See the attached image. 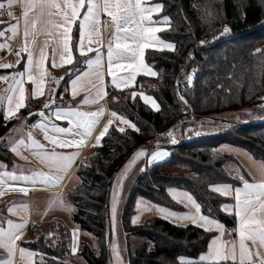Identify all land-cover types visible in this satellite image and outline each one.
<instances>
[{"label":"trees","instance_id":"obj_1","mask_svg":"<svg viewBox=\"0 0 264 264\" xmlns=\"http://www.w3.org/2000/svg\"><path fill=\"white\" fill-rule=\"evenodd\" d=\"M152 1L163 5V10L154 15V21L169 18L167 27L159 35L172 43L175 50L147 48L146 63L157 75L140 74L134 85L110 89L106 98L110 112L131 119L139 131L130 127L121 132L116 124L119 120L114 119L100 146L91 144L89 151L76 162L74 173L80 181L65 191L67 201L75 206L71 218L76 227L95 238L94 244L84 241L80 247L87 264H108V256L113 263L109 246L113 237L111 188L119 169L136 151L146 149L149 154L167 149L170 155L151 165L147 159L146 169H140L135 175L123 203L120 219L126 236L128 264H180L181 257L191 259L205 253L216 235V231L199 225L175 224L160 216L133 224L138 197L173 210H185L168 189L183 188L200 203L203 214L222 221L226 234L227 230L234 229L233 235L236 215L222 210V205L232 202L233 198L212 191L211 186L241 185V177L249 178L247 172H239L243 168L235 164L238 160L225 152L222 144L246 149L264 163V108L260 107L264 104L261 99L264 97V51H256L264 50V0ZM0 2L7 6L6 0ZM225 26L230 31L222 34ZM3 27L0 25V29ZM72 36L74 42L78 40V23ZM91 54L83 57L74 50V62L63 66L58 75L53 72L57 68L48 64L49 83L55 86L48 87L42 97L33 98L31 85L27 84V107L20 109L16 116L6 119L4 107L0 108V161L6 166L14 167L16 163L8 133L20 120L27 125L37 123L42 117L29 118V114L42 110L47 103L46 96L50 102L55 100L53 106L79 103L83 95L73 99L70 81L84 70V61ZM24 61L25 55L9 70H22ZM193 70L195 73L191 75ZM188 76L192 77L191 82ZM133 92L137 93L134 101L130 99ZM140 94L155 99L160 110L145 104ZM170 130L177 137L175 144L167 136ZM43 224L34 220L20 244L36 253V264H73L66 259L71 252L67 224L60 220L48 228ZM51 228L54 233L49 236ZM28 233L33 237H28Z\"/></svg>","mask_w":264,"mask_h":264},{"label":"snow or ice","instance_id":"obj_2","mask_svg":"<svg viewBox=\"0 0 264 264\" xmlns=\"http://www.w3.org/2000/svg\"><path fill=\"white\" fill-rule=\"evenodd\" d=\"M21 3L24 5L23 14V37L24 45L16 51V55L19 57L21 53H27V66L24 72L16 73L11 79L12 83L9 85L6 92L12 93L7 96L8 101V116L6 119H10L19 112L20 109L27 107L25 103L27 97L25 96V88L23 87L24 76L27 73L28 80L35 85L31 96L36 98L43 96L45 90L43 88L44 78L48 75L44 71L43 66L46 59V49L49 47V39L53 41L52 44V67H57L56 58L59 57L60 64H72L74 62L73 50H75L79 56L88 57L89 52H95V58H87L84 63L87 65L89 71H84L79 75L70 72L71 75H75V78L70 81L72 97L75 100L79 95L77 87L80 82L90 75V73H97L98 78L101 79L99 86L93 85L96 91V96H85L81 101L82 104L98 103L99 99L107 94L104 91L103 74L101 69L104 67L103 55L96 48L92 47V44H100V15L101 9L110 17V21H105V24H111L115 26V32L112 39L109 41L107 47V74L111 76V82L118 89L123 87H129L131 82L135 80L136 73L138 71H144L145 74H151L155 77L156 72L145 63L144 52L145 49L151 46V41L162 45L164 49L175 50V46L172 43H166L164 40L155 36V33L164 31L162 27L146 26L153 23L168 24L169 18L163 17L162 21H153L152 13H156L163 10V5L156 3L154 5L145 6L144 0H6L8 8L13 5ZM5 10V2H0V11ZM83 12V15L81 13ZM7 16L15 19L11 11H7ZM78 23L79 39L73 41L72 31L73 27ZM0 25H4L0 29V38H3L6 33H11V37L15 38L18 31L21 28V23L17 20L15 23L7 25L5 21L0 20ZM134 25L135 27H129ZM230 29L225 26L222 34H227ZM44 35L46 39L43 41V46L39 45L38 37ZM87 39V44L85 40ZM206 41H201V44ZM8 48L6 44H0V50ZM257 52L264 50L257 49ZM37 53L39 54L37 56ZM19 63V61H18ZM15 65L12 64H0V68H11ZM131 69L132 72L128 76H120L114 69ZM33 69L38 70V75L34 74ZM79 72V69L76 70ZM8 77H0V80L7 81ZM63 79V78H62ZM191 82L192 77H187ZM179 83V82H178ZM68 91V89H65ZM17 93L19 96L17 97ZM141 95V99L145 104H151L154 110L159 111L160 106L150 96ZM52 96H55V90L52 91ZM137 96L136 92L131 94L130 99L133 101ZM4 97H0L2 102ZM183 100V96L180 97ZM264 100V97H261ZM187 103L186 101H184ZM55 100L52 99L50 103H45L42 106V110L36 113H30L29 118L32 115H38L45 118L40 123L33 127H38L44 132V138L50 141L52 144L60 148L75 147L79 149L85 144L88 137L91 136L94 128L99 122V117L103 114L101 108L97 112H87L79 110L78 108L56 107L51 115L55 116L56 120L67 121L68 127H61L51 121H46L45 111L43 109H52V105ZM14 105V107H13ZM264 108V104L260 105ZM117 112L113 111L111 116L117 117ZM122 123L128 124L131 128L139 131L134 123L126 120L124 117H119ZM113 124V120H109L100 131L99 135L95 138V146H100L102 138L108 134L109 127ZM82 130V131H81ZM119 131L124 132V128H119ZM52 133V134H50ZM167 136L172 138L171 143L175 144L173 131H169ZM63 137V138H62ZM27 138L31 141L32 148L37 151L34 153L42 160L48 161L54 164L58 169L66 171L74 162L75 157L79 155V152H73L65 155L57 153L54 150L48 151L44 148V145L32 138V134L28 133ZM25 141L21 139L18 144H13L12 151L17 152L19 146L24 145ZM17 154H19L17 152ZM144 150L134 153L133 159L125 165V172L128 167L135 162L137 158L145 156ZM170 155L167 151L157 150L151 153L149 158V164L159 163ZM258 167L264 169V163L258 164ZM31 174L17 175L15 172H6L3 175L9 177L12 181H23L31 183L33 185L40 183L43 185L56 184L63 179L62 176L45 174L41 171L33 169L28 170ZM243 181V188H232L230 185H222L213 187L211 190L219 192L222 195L228 193L234 194L235 199V215L238 217V236H239V252L237 254V242L231 241L227 243H219L217 239H213L208 247V252L205 255L199 257L200 261H207L208 264H264V254L260 249H264V179L257 183H249L248 180ZM4 181L0 179V185ZM122 185V179L120 181ZM13 191L17 189L13 188ZM19 191L27 194L25 188H20ZM4 193L0 191V196ZM181 196L187 199L190 203L195 205L196 212L200 213L201 207L193 197L187 192L181 193ZM62 203V202H61ZM119 203L118 193L114 192L111 197V219L113 222V231H115V222L117 216V205ZM142 201L137 202L139 208ZM67 207V206H65ZM224 210H228L229 206L224 205ZM11 210V209H10ZM160 212H166L164 208L158 209ZM210 211V210H209ZM168 215L180 220H191L193 222H202V226H206V230L216 228L223 232L224 226L219 224L216 220L210 219L206 215H177L173 212H168ZM139 218L134 217L132 222L135 224ZM24 227L23 224H14L12 220L7 221V228L0 225V248H4L9 255V259L0 260V264H12L11 256L14 255L16 247V241L20 239L18 231ZM52 234L49 233V236ZM75 241V231L73 233ZM112 252L116 254L117 260L121 261L120 251L117 245L110 244ZM255 249V250H254ZM75 254L77 247L75 243L71 249ZM21 256L27 254L29 257L36 255L33 252H27L24 249H20ZM122 264V262H121ZM180 264H194L192 261H186L183 258L180 260Z\"/></svg>","mask_w":264,"mask_h":264},{"label":"crops","instance_id":"obj_3","mask_svg":"<svg viewBox=\"0 0 264 264\" xmlns=\"http://www.w3.org/2000/svg\"><path fill=\"white\" fill-rule=\"evenodd\" d=\"M101 3H102V0H101ZM156 3H158V2H153L152 0H144L145 6L154 5ZM7 11H11L13 13V16L15 17V19L8 17L6 14ZM7 11L4 14L0 15V20L5 21L7 25H10L11 23H15L17 20H19L21 23V28L18 31V34L16 35L15 38L11 37V33H7V35L3 38V41H6L8 43V48H6L4 50H0V64L7 60L8 54L9 55L14 54L17 50H19L24 45V42H25L24 37H23V29H22L24 5L21 3H17L15 5H13L11 8H8ZM159 12L152 13V20L153 21H154V15L158 14ZM81 15H83V12L81 13ZM103 15H106V13H104L103 9H101L100 36L98 37V39H100V44L98 45V44L93 43L92 47L96 48L98 51H102L103 47L105 46V49H104L103 54H102L104 67H103V69H101V72L103 74V81L102 82L104 85V91L107 94L103 97V99H99L98 103H89V104H82L81 103V101L83 100V98L85 96L95 97L96 91H95V88L93 87V85L99 86L101 84V79L98 78V74L97 73H90V75L85 77L77 87V92L79 93V95H83L82 99L79 101V103L77 105L59 106L61 108H67V107L78 108L79 110L87 111V112H97L101 108L103 109V114L99 117L98 124L94 128L91 136L86 139L85 144L82 147H80L79 149H77L75 147L60 148V147H57L56 145L52 144L50 141H48L44 138L43 130H41L38 127H33L34 125L40 123L45 118H41L40 120L37 121V123L31 124V125H27L26 123L23 122V120H20L17 122V125L14 126L11 129V131L8 133V135H9L12 132H15V134H14L15 139L11 141L10 149H12L13 144H18V142L21 139H23L25 141V144L19 146L17 149V152L19 154H17V152L13 151V153L16 157V163H15L14 167L6 166L5 163L0 161V179H2L4 181V183L2 185H0V191H2L4 193L2 196H0V225H3L5 228H7V221L8 220H12L14 224H23L24 225V227L18 231V235H20V239L15 242L16 247L14 250V255H12L10 257L12 260V264H17V263L36 264V259H35L36 255L29 257L27 254H25L24 256H21L20 249L26 250V253L27 252L35 253L33 250H31V249L27 248L26 246H23L22 244H20L21 240L27 234L30 226L34 223V220H35V222H38V221L40 222L41 220H44V219L49 220V218L53 219V218L57 217L58 215H60L59 211H54V212H51L50 214L46 215L47 210L49 208L47 206H48V201H49V198L51 197V194H64L65 195V191L68 188L74 187L80 181V178H78L76 173H74L76 162L79 159H81L87 151H89V146L91 144L95 143V138L99 135L100 131L103 130L104 126L108 123V121L114 120V118L111 116V112H110L109 107L106 103V98L109 94L110 89L111 90L118 89L115 85L112 84L111 76H109L107 74V47H108L109 41L113 37V33L115 32V26L111 25V24H105L102 21ZM160 20L162 21L163 18H161ZM146 26L166 28L167 24L153 23L151 25L146 24ZM129 27H135V26L129 25ZM73 29H74V27H73ZM155 36L158 37L159 39H162L159 35V32L155 33ZM37 39L39 41V45L42 47L43 41L46 39V37L44 35H41ZM164 41L166 43H170L166 40H164ZM52 44H53V41L51 39H49V47L46 49V55L48 58L46 59L45 64L43 66V69L45 72H47L48 64H50L52 66ZM85 44H87V39L85 40ZM162 47H163L162 45L155 43V41H151V46L148 48L159 49ZM146 49H145V51H146ZM90 53H92L90 58H95V55H94L95 52H89L88 54H90ZM23 55H25L24 66H23V69L18 71V72H24L25 68L27 66V53H22L21 56H23ZM38 55L39 54L37 53V56ZM73 56H74V50H73ZM144 61L146 63L145 52H144ZM56 63L58 66L54 67V68H57V69L62 68L63 66L67 65V64H64L63 66H59L60 61H59L58 56L56 58ZM33 71H34V74L38 75L37 69H33ZM84 71H89L87 65L84 68V70H82L80 73H82ZM114 71H116L120 76H128L132 72L131 69H126V68L114 69ZM80 73H78L77 75H79ZM140 74H145V72L142 70L138 71L136 73L135 80L131 82L130 86H132L136 83V79ZM74 78H75V76L72 79H74ZM23 79H24L23 87L25 88V96H26L27 84L31 85V92H33L35 85L32 84L28 80L27 73L25 74ZM59 79H60V77H59ZM2 83H3V80H0V84H2ZM11 83H12V80H10L9 85ZM48 83H49V78H48V76H45L44 84H43L45 94L47 93V84ZM124 88L125 87L121 86L120 89H124ZM120 89H118V90H120ZM69 90H70V94L72 96L71 85L69 87ZM0 92L2 93V92H4V90L0 89ZM11 94L12 93H10V92H6V91L4 92V110H5L7 115H8L7 96L11 95ZM16 95L18 97L19 93H17ZM39 97H42V96H38L36 98H39ZM25 103H26V101H25ZM13 107H14V105H13ZM56 107L57 106L52 105L51 110H49V109L45 110L46 111L45 112L46 121H51V122H53V123H55L61 127H68L67 121L56 120L55 116L51 115V112L54 111L56 109ZM16 115H17V113H16ZM28 133H31L32 138L34 140L38 141L40 144L44 145V148L48 151L54 150L57 153H62L65 155H68V154H71L73 152L78 151L79 155L75 157L74 162L66 171H64L62 169H58L54 164H52L48 161L42 160L40 158V156L34 154L37 150L32 148L31 141L27 138ZM50 134H52V133H50ZM159 150L165 151V149H159ZM236 151H238L240 154H237V153H232V154L238 161L241 162V160L243 158L244 159L247 158V159L251 160L250 166H248L247 164L244 165L245 170L247 172L246 174L249 178L248 179L249 183H257V182H260L262 179H264V169H261L258 167V164L263 163V162L260 160L258 161L256 159L252 158L248 153H246V151L244 152L241 149H236ZM142 167L145 168L146 163L145 164L141 163L137 166V170L134 174V178H135V175L140 171V169ZM29 169L41 171L45 174L59 175V176H62L63 179L54 185L53 184L43 185L40 183L33 185L31 183H26L23 181H12L9 179L8 176L3 175L6 172H15L17 175H20V174L30 175L31 173L28 171ZM132 181L129 185V188L132 184ZM222 185H230V186H232V188H243V183L241 185L219 184L218 183L217 185H212L211 187L213 188V187L222 186ZM13 188H15L17 190L13 191L12 190ZM20 188H25L27 190V194L19 191ZM129 188L127 189L128 191H127L125 197L121 201L122 202L121 203L122 208H123V203H124L128 193L130 191ZM168 189H169V193H170L171 197L174 200H176L178 203L183 204L185 206V210H177V209L173 210V209L168 208L166 206L153 203L150 200H147L143 197H138L136 204L138 201H142V203H141L139 208L136 207V212L133 215V218L134 217L139 218L136 223H143L146 220H148L149 217H152V216H160V217H165V218L169 219L170 221H172L175 224L178 223V224H182V225H188L190 223H193V224L199 225L200 227L206 229V226H202V222L199 221L198 219H197V221L193 222L191 220L176 219L175 217L168 215V212H173V213H176L177 215H180V216H183V215H195V216L206 215V214H203L201 210H200V213H197L195 205H193L187 199H185L181 196V193L187 192L188 194H190L193 197V199L196 201V203H198L200 205V203L197 202V200L194 198V196L191 194V192H188L187 190H185L183 188L176 187V186L175 187H169ZM226 196L233 198V199H232V202H228V203L223 204L222 210L228 214H234L235 215L234 194L230 192ZM36 198H38L40 200L36 201ZM224 205L229 206V209L227 211L224 210V207H223ZM70 207H71V212H72L74 210L73 206H70ZM159 208H164L167 211L166 212H160L158 210ZM121 212H122V209H121L120 213ZM209 218L214 219L210 216H209ZM236 218H237L236 219V225H235L236 231L234 232L233 235L232 234H226V228H225L224 223L214 219L219 224L224 226V230H223V232H221L220 230H218L214 227L211 228V230L216 231V235H214L211 238L209 244L211 243V241L213 239H217L219 243H227V242H231V241H236L237 242V254H238V252H239V244H238V241H239V236H238L239 224H238V217L236 216ZM74 231H75V236L78 237L79 229L74 227L72 229V234L74 233ZM75 241H78V238H75ZM124 244H125V240H124ZM0 250L3 251V254L0 253V260L9 259L8 252L4 248H0ZM260 251L262 254H264V249H260ZM207 252H208V250L205 251V253L200 254L197 258H191V259L185 258V257H181V258H183L186 261H192V262H194V264H208L207 261H200L199 260V257L201 255L207 254ZM125 261H126V264L129 263L128 257H127V252L125 254Z\"/></svg>","mask_w":264,"mask_h":264},{"label":"rangeland","instance_id":"obj_4","mask_svg":"<svg viewBox=\"0 0 264 264\" xmlns=\"http://www.w3.org/2000/svg\"><path fill=\"white\" fill-rule=\"evenodd\" d=\"M6 35H7V33H6ZM3 38H0V44L8 45V43L6 41H3ZM104 49H105V46L103 47L102 51H99V52H101L103 54ZM21 54H20L19 57L16 55V52L14 54H10V55L8 54L7 55V60L4 61L1 64L7 63V64H13V65L16 66L18 64V61L20 62L22 60L23 56H21ZM94 55H96V53H94ZM9 69L10 68H7V69L0 68V77H8L9 78L7 81H3V83L0 84V89H2L4 91L9 87V82H10V80H12L11 78L16 73H18V70H16V69H11V70H9ZM60 71L62 72L61 68L53 70V72L56 75H58V73ZM58 85L59 84L56 85V89H57ZM51 86H55V85L52 84V83L47 84V88L51 87ZM0 97H4V92H2V93L0 92ZM45 99H46L47 103L50 102V97L49 96H46ZM3 107H4V99H3L2 102H0V108H3ZM119 117H121V116L117 115V117H116L117 120H119V121L116 122L117 127L118 128H124V129L130 128V126L128 124L122 123L121 120L119 119ZM116 118H114V119H116ZM126 120L130 121L131 123H134L131 119L130 120L126 119ZM14 134H15V132H12L11 134L8 135L10 142L15 139ZM175 139H177V137H175ZM222 149L225 152H227V153H237V154H240V153L238 151H236V149H241L244 152L246 151V153H248L252 157V154L249 151H247L246 149H242V148H240V147H238L236 145H233V144H222ZM140 150H143V149H140ZM144 151H145L146 155L143 156V157L137 158L135 160V162L133 164H131L128 167L127 171L125 172V165L128 164V162L133 159L134 154L131 155V157L126 161V163L119 169V171H118V173L116 175L115 181L113 183V186L111 188V191H112L111 192V197H112L114 192H117L118 193V200H119V203L117 205L118 211H117L116 222H115V231H113V222H112L111 214H110L111 230H112V233H113L111 244H114V245L118 246V249L120 251V257H121V261H118L116 254L113 253L112 249L110 248V250H111V260L113 262L112 264H121V262H122V264H126V261H125V254L127 252L126 236H125V233L123 231L122 220L120 219V216H121L120 211L122 209V205H121L122 202L121 201L125 197V195H126V193L128 191L127 189L129 188V185H130L131 181L134 178V174H135V172L137 170V166L139 164H141V163L145 164L147 159H149L148 156H150L151 153L147 154V150L146 149ZM165 151H167V149H165ZM252 158H254V157H252ZM254 159L258 160L257 158H254ZM250 161L251 160H249L247 158H245V159L243 158L241 160V162L237 161L235 164L236 165L239 164L243 168V170L241 168H239V172H241V173L246 172L244 165L247 164L248 166H250ZM121 179H122V185L120 183ZM188 192H190V191H188ZM38 200H40V199L36 198V201H38ZM110 205H111V201H110ZM65 206H67V207H65ZM70 206H73V209H75V206L67 201L66 196L64 194H51V197L49 198V201H48V206L47 207H49V208L47 210L46 215H48V214H50L51 212H54V211H59L60 215H58L57 217H55L53 219L49 218V220L44 219V220H41V221L44 223L43 224L44 228H48L49 225H53L52 224V222H53L52 220H54V221L55 220H60V221H62L64 223H66L67 227H68V235H69V238H70V240H69L70 245L69 246L72 249L73 244L75 243V245L77 247L76 253L73 254L72 251H71L67 255L66 259L69 262L73 263V264H87V262H85V260L83 259V257L81 256V254L79 252L80 251V247H81V245H82V243L84 241L88 242L90 244H94L95 243V238H94L93 235H91V234H89V233H87L85 231H81L78 227H76L77 226L76 223H74V221L71 218V207ZM218 221H220V220L218 219ZM74 227L79 229L78 237L75 236V238H78V241H74V238H73L72 229ZM51 229L53 230V233H54V229L53 228H51ZM27 236L28 237H33L31 235V233H28ZM124 240H125V244H124ZM35 259H36V257H35Z\"/></svg>","mask_w":264,"mask_h":264},{"label":"built area","instance_id":"obj_5","mask_svg":"<svg viewBox=\"0 0 264 264\" xmlns=\"http://www.w3.org/2000/svg\"><path fill=\"white\" fill-rule=\"evenodd\" d=\"M7 10H8V7L5 5V10L0 11V15L5 13ZM102 21L104 23H105V21H110V17H108L107 15H103ZM194 73H195L194 70L190 72L191 75H193ZM144 169H146V168H141V170H144ZM233 231H234V229L227 230V234H231ZM50 233L53 234L52 229L50 230Z\"/></svg>","mask_w":264,"mask_h":264},{"label":"water","instance_id":"obj_6","mask_svg":"<svg viewBox=\"0 0 264 264\" xmlns=\"http://www.w3.org/2000/svg\"><path fill=\"white\" fill-rule=\"evenodd\" d=\"M112 181H113V179L109 182L108 186H111ZM106 205H107V217H109V207H110V205H109V193L107 194ZM108 244H109V241H108ZM107 262H108V264H111V262H110V256H108Z\"/></svg>","mask_w":264,"mask_h":264}]
</instances>
